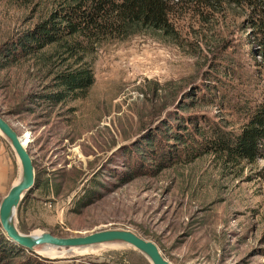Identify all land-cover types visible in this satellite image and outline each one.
I'll return each instance as SVG.
<instances>
[{"label": "rangeland", "instance_id": "374dc122", "mask_svg": "<svg viewBox=\"0 0 264 264\" xmlns=\"http://www.w3.org/2000/svg\"><path fill=\"white\" fill-rule=\"evenodd\" d=\"M55 1L0 0V47ZM235 1L206 7L170 0L174 39L138 34L100 44L81 99H39L48 81L30 61L0 69V117L23 142L34 172L15 215L20 233L128 230L153 242L170 264H264V146L252 163L204 148L183 154L170 129L192 116L197 127L234 130L244 99L260 92L248 9ZM222 94L227 102L218 100ZM0 140L1 199L19 166ZM159 148L168 153L156 162ZM34 256L41 264H148L122 244L63 257L21 250L17 260Z\"/></svg>", "mask_w": 264, "mask_h": 264}, {"label": "trees", "instance_id": "16d2710c", "mask_svg": "<svg viewBox=\"0 0 264 264\" xmlns=\"http://www.w3.org/2000/svg\"><path fill=\"white\" fill-rule=\"evenodd\" d=\"M177 1L206 7L236 4L235 0ZM241 1L248 9L249 41L259 60L255 64L260 92L253 98L244 99L238 111L240 121L234 130H224L217 125L197 127L196 118L180 117V125L176 124L170 129L173 130L172 136L183 144V154L204 148L205 151L247 163L262 157L264 1ZM169 2L170 0H56L44 17L0 47V69L30 61L29 67L32 66L37 71L38 79L48 81L43 86L48 90L36 94L39 99L52 104L81 99L93 83L92 65L100 44L138 34L174 39L176 32L168 20ZM40 66L43 68L40 69ZM201 97L204 100L202 95ZM218 100L227 102L228 98L222 94ZM177 129L184 132L177 135ZM166 153L168 152L161 148L157 151L155 149L152 158L157 162ZM20 251L0 234V264H41L37 256L17 260Z\"/></svg>", "mask_w": 264, "mask_h": 264}, {"label": "water", "instance_id": "95a60500", "mask_svg": "<svg viewBox=\"0 0 264 264\" xmlns=\"http://www.w3.org/2000/svg\"><path fill=\"white\" fill-rule=\"evenodd\" d=\"M0 137L16 157L19 166L17 181L9 186L0 199V232L7 241L20 250L34 254H38L36 251L40 247L70 250L106 243H121L141 254L148 264H170L153 242L128 230L105 229L67 238L53 237L46 232H39L37 235L20 233L14 224L15 215L21 200L33 188V167L23 142L1 117Z\"/></svg>", "mask_w": 264, "mask_h": 264}, {"label": "bare ground", "instance_id": "6f19581e", "mask_svg": "<svg viewBox=\"0 0 264 264\" xmlns=\"http://www.w3.org/2000/svg\"><path fill=\"white\" fill-rule=\"evenodd\" d=\"M26 138V137H25ZM19 177V176H18ZM18 179V178H17ZM17 181V180H16ZM31 235H37L39 233H30ZM116 244H121V243H106V244H99V245H95V246H90V247H86V248H82V249H70V250H66L65 251H60L58 252V249L61 248H52V247H40L39 249H37V253L38 254H42L43 256L46 257H63V256H75V255H82V254H88V253H92L95 252L97 247L103 246V245H116ZM124 245V244H122ZM62 250V249H61ZM65 250V249H64Z\"/></svg>", "mask_w": 264, "mask_h": 264}, {"label": "crops", "instance_id": "0c3cea01", "mask_svg": "<svg viewBox=\"0 0 264 264\" xmlns=\"http://www.w3.org/2000/svg\"><path fill=\"white\" fill-rule=\"evenodd\" d=\"M5 145V144H4ZM0 152H1V154H0V160L2 161V159H1V155H2V157L4 156V155H6L5 154V150L3 149V144H2V141L0 140ZM5 166H4V164H3V166H1V162H0V183H2V184H4L7 180H6V176H5V174H3V173H5L4 171H3V168H4ZM5 169V168H4Z\"/></svg>", "mask_w": 264, "mask_h": 264}]
</instances>
